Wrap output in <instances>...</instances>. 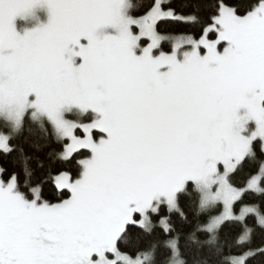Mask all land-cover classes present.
I'll return each mask as SVG.
<instances>
[{"label":"snow or ice","instance_id":"snow-or-ice-1","mask_svg":"<svg viewBox=\"0 0 264 264\" xmlns=\"http://www.w3.org/2000/svg\"><path fill=\"white\" fill-rule=\"evenodd\" d=\"M0 155V264H264V0H0Z\"/></svg>","mask_w":264,"mask_h":264},{"label":"trees","instance_id":"trees-1","mask_svg":"<svg viewBox=\"0 0 264 264\" xmlns=\"http://www.w3.org/2000/svg\"><path fill=\"white\" fill-rule=\"evenodd\" d=\"M172 27L182 28L183 26L182 25H173ZM0 165H6V160L2 155H0Z\"/></svg>","mask_w":264,"mask_h":264}]
</instances>
